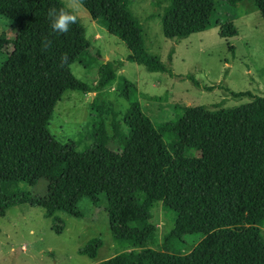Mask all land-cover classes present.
Listing matches in <instances>:
<instances>
[{
	"label": "trees",
	"instance_id": "16d2710c",
	"mask_svg": "<svg viewBox=\"0 0 264 264\" xmlns=\"http://www.w3.org/2000/svg\"><path fill=\"white\" fill-rule=\"evenodd\" d=\"M222 1L234 6L241 0ZM253 1L264 21V0ZM132 2L80 3L124 43L127 61L171 73L145 49ZM214 5L168 0L160 15L164 37L204 31L212 25ZM65 6L62 0H0V15L16 25L13 35L0 34V216L12 206H38L60 234L65 222L57 211L80 218L78 202L97 204L104 194L110 235L121 251L95 264H264V94L231 91L252 100L216 109L187 105L176 118L155 125L141 108L136 84L117 74L123 61L106 60L92 86L74 77L70 65L88 67L90 54L98 52L79 19L67 34L52 31L48 9ZM216 25L221 37L237 34L230 21ZM44 36L52 40L47 51L41 50ZM113 84L128 107L118 117L112 106L93 101L90 147L78 152L71 140L62 143L50 134L49 119L66 90L86 93ZM108 113L112 134L105 125ZM40 179L47 182L44 196L15 193L18 182L35 185ZM159 202L173 220L161 241L148 220ZM102 245L95 236L78 252L93 258Z\"/></svg>",
	"mask_w": 264,
	"mask_h": 264
},
{
	"label": "rangeland",
	"instance_id": "374dc122",
	"mask_svg": "<svg viewBox=\"0 0 264 264\" xmlns=\"http://www.w3.org/2000/svg\"><path fill=\"white\" fill-rule=\"evenodd\" d=\"M62 1L68 4V0ZM132 1V12L143 28L145 49L157 55L171 73L151 72L144 65L127 61L124 43L93 20L80 3L76 14L86 40L98 55L90 54L93 60L88 67L72 63L70 71L74 77L92 86L105 72L106 60L123 61L117 74L136 84L141 108L155 125L176 118L187 105L216 109L252 100L248 95L233 96L231 91L264 94V21L253 0H241L234 6L215 0L212 25L177 40L166 38L162 33L160 15L168 0ZM226 21L234 24L236 35L219 36L216 24ZM15 31L16 25L0 15V34L11 36ZM4 57L0 52V63ZM209 86L212 89H206ZM94 100L106 108L112 106L118 117L128 107V102L115 90V84L86 93L66 90L49 119L50 134L62 143L71 140L78 152L90 147ZM104 117L107 132L112 134L111 114ZM46 186V180L40 179L35 185L18 182L14 190L42 197ZM77 205L82 212L80 218L62 211L55 213L65 222L60 234L51 229V218L43 214L41 207L29 204L9 207L0 216V264H95L120 252L110 235L105 195H99L97 204L83 198ZM148 220L156 225L159 241L173 225L170 213L161 202L155 204ZM260 234L264 240V225L260 226ZM95 236L103 240L96 256L80 254L78 249Z\"/></svg>",
	"mask_w": 264,
	"mask_h": 264
},
{
	"label": "clouds",
	"instance_id": "9594fccd",
	"mask_svg": "<svg viewBox=\"0 0 264 264\" xmlns=\"http://www.w3.org/2000/svg\"><path fill=\"white\" fill-rule=\"evenodd\" d=\"M81 0H68L65 7H51L48 9L47 17L50 21V27L54 33L67 34L71 26L78 22L77 8ZM52 47V40L44 36L41 40V50L47 51ZM65 56H61L63 61Z\"/></svg>",
	"mask_w": 264,
	"mask_h": 264
}]
</instances>
